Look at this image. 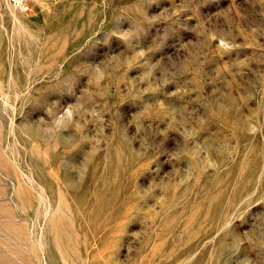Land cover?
I'll return each mask as SVG.
<instances>
[{"label":"rangeland","instance_id":"rangeland-1","mask_svg":"<svg viewBox=\"0 0 264 264\" xmlns=\"http://www.w3.org/2000/svg\"><path fill=\"white\" fill-rule=\"evenodd\" d=\"M0 0V264H264V0Z\"/></svg>","mask_w":264,"mask_h":264},{"label":"built area","instance_id":"built-area-1","mask_svg":"<svg viewBox=\"0 0 264 264\" xmlns=\"http://www.w3.org/2000/svg\"><path fill=\"white\" fill-rule=\"evenodd\" d=\"M9 3L21 13H28L32 11V1L31 0H8Z\"/></svg>","mask_w":264,"mask_h":264}]
</instances>
